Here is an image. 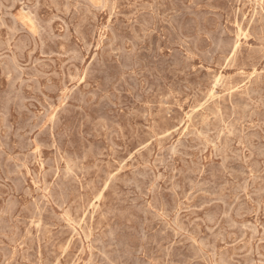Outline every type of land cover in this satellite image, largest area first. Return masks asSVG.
Instances as JSON below:
<instances>
[{
  "label": "rangeland",
  "instance_id": "1",
  "mask_svg": "<svg viewBox=\"0 0 264 264\" xmlns=\"http://www.w3.org/2000/svg\"><path fill=\"white\" fill-rule=\"evenodd\" d=\"M263 109L264 0H0V264H264Z\"/></svg>",
  "mask_w": 264,
  "mask_h": 264
},
{
  "label": "bare ground",
  "instance_id": "2",
  "mask_svg": "<svg viewBox=\"0 0 264 264\" xmlns=\"http://www.w3.org/2000/svg\"><path fill=\"white\" fill-rule=\"evenodd\" d=\"M232 5V4H231ZM234 5V4H233ZM136 11V10H135ZM73 14V13H72ZM71 17V16H70ZM130 22V21H129ZM250 25V24H249ZM248 29V28H247ZM248 31H249V29H248ZM42 42V41H41ZM240 49V48H239ZM226 64H227V62H226ZM230 64V63H229ZM6 67V66H5ZM224 68V67H223ZM222 79V78H221ZM229 79V78H228ZM227 79V80H228ZM82 80V79H81ZM234 80V79H233ZM226 82V81H225ZM215 84V83H214ZM115 89V88H114ZM235 94V93H234ZM176 95V94H175ZM251 101V100H250ZM253 101V100H252ZM254 106V105H253ZM198 107V106H197ZM218 110V109H217ZM264 110V109H263ZM130 115V114H129ZM64 126V125H63ZM108 134V133H107ZM167 136V135H166ZM233 147V146H232ZM243 147V146H242ZM147 148V147H146ZM145 149V148H144ZM175 151V150H174ZM255 157V156H254ZM257 162V161H256ZM244 163V162H243ZM28 203V202H27ZM92 205V204H91ZM110 208V207H109ZM66 218V217H65ZM212 222V221H211Z\"/></svg>",
  "mask_w": 264,
  "mask_h": 264
}]
</instances>
